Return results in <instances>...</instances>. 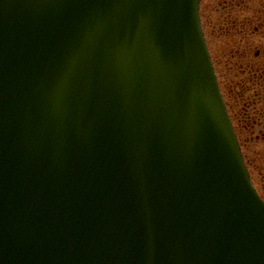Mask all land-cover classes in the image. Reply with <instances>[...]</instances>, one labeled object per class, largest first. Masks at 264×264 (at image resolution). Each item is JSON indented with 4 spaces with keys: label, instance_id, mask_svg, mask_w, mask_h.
Listing matches in <instances>:
<instances>
[{
    "label": "water",
    "instance_id": "1",
    "mask_svg": "<svg viewBox=\"0 0 264 264\" xmlns=\"http://www.w3.org/2000/svg\"><path fill=\"white\" fill-rule=\"evenodd\" d=\"M199 0H0V264H264Z\"/></svg>",
    "mask_w": 264,
    "mask_h": 264
},
{
    "label": "rangeland",
    "instance_id": "2",
    "mask_svg": "<svg viewBox=\"0 0 264 264\" xmlns=\"http://www.w3.org/2000/svg\"><path fill=\"white\" fill-rule=\"evenodd\" d=\"M231 6H245L231 10ZM200 22L206 36L211 60L217 71V81L228 115L241 145V152L252 181L264 200V0H201ZM231 15V16H230ZM245 26L249 31L262 26L263 34H253L247 55L242 44L225 41L223 28L231 29V22ZM262 24V25H261ZM239 36L235 40H239ZM235 50L234 61L226 57L227 50ZM261 56L255 58V52ZM263 63L253 73L245 71L247 63ZM251 81L254 83L252 84ZM245 84L251 90L244 92Z\"/></svg>",
    "mask_w": 264,
    "mask_h": 264
},
{
    "label": "flooded vegetation",
    "instance_id": "3",
    "mask_svg": "<svg viewBox=\"0 0 264 264\" xmlns=\"http://www.w3.org/2000/svg\"><path fill=\"white\" fill-rule=\"evenodd\" d=\"M229 7H230V9L231 10H236V9H239L240 7H244L245 8V6H231V5H229ZM231 16V15H230ZM238 18V16H236L234 19H233V22L236 20ZM262 25V24H261ZM239 26V24H237V23H232L231 22V29L230 28H223L222 29V31L220 32V34H222V35H224V37H225V41H227L226 40V37H227V39L228 40H230V42H236L237 41V43H241L242 44V51L247 55V53H248V51H250V50H248L247 51V49L249 48V43H250V41H251V36L255 33V34H263V29H262V26L259 28H255V29H253V31H249V28L247 29L245 26H242L241 28L240 27H238ZM205 33V32H204ZM205 35V34H204ZM236 36H239L240 38H239V40L240 41H238V40H235V37ZM205 38H206V36H205ZM261 56V53L260 52H255V58L256 57H260ZM237 56H240L239 54H237L236 52H235V50H227V53H226V57H228L229 58V61L231 62V61H234V59L237 57ZM263 65V63H261V62H259V61H256V63H255V61H253V62H248L247 63V66H246V69H245V71L247 72V73H253V72H255L256 71V68L258 67V66H260V65ZM213 66H214V61H213ZM214 70H215V73H216V75H217V71H216V68H215V66H214ZM260 73H262L264 70H263V68L262 67H260ZM218 76V75H217ZM251 83L252 84H254L252 81H251ZM251 88H252V86L251 85H247V84H245V88H244V92H247L248 90L250 91L251 90ZM263 118H264V115H263ZM264 133V132H263Z\"/></svg>",
    "mask_w": 264,
    "mask_h": 264
}]
</instances>
